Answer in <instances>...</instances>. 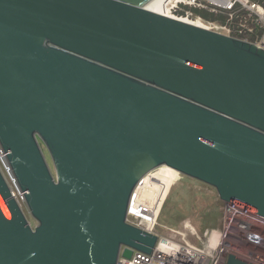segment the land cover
Returning a JSON list of instances; mask_svg holds the SVG:
<instances>
[{"label": "water", "instance_id": "water-1", "mask_svg": "<svg viewBox=\"0 0 264 264\" xmlns=\"http://www.w3.org/2000/svg\"><path fill=\"white\" fill-rule=\"evenodd\" d=\"M154 1L0 0V143L37 224L0 173V264L150 254L126 216L161 166L264 217V52Z\"/></svg>", "mask_w": 264, "mask_h": 264}, {"label": "built area", "instance_id": "built-area-1", "mask_svg": "<svg viewBox=\"0 0 264 264\" xmlns=\"http://www.w3.org/2000/svg\"><path fill=\"white\" fill-rule=\"evenodd\" d=\"M166 10L173 16H185L203 28L255 46L264 52V5L250 0H169ZM207 11L225 16L222 22L195 16L191 11ZM204 19V20H203ZM36 140L44 145L40 138ZM44 152V150H43ZM0 143V173L10 191L11 198L22 211L32 229L36 223L28 212L26 194L14 174ZM154 171L143 177L134 188L127 209L126 223L157 238L150 254L136 249L130 258L122 256L128 247L122 246L117 264H227L235 256L250 264H264V217L243 206L222 203L223 226L201 235L194 224L182 222L181 229H169L168 235H159L156 226L167 203L173 183L161 180L147 182L148 176L158 175ZM28 212V214H27ZM197 242L200 243L198 245Z\"/></svg>", "mask_w": 264, "mask_h": 264}, {"label": "rangeland", "instance_id": "rangeland-1", "mask_svg": "<svg viewBox=\"0 0 264 264\" xmlns=\"http://www.w3.org/2000/svg\"><path fill=\"white\" fill-rule=\"evenodd\" d=\"M191 11L194 12L192 9ZM176 17L185 18L184 15H176ZM213 17L216 22L225 20V16L221 14L213 15ZM196 19L197 17H192L190 20L196 21ZM43 150L52 174L56 175L55 165L49 151L45 147ZM154 173L158 175L148 176L147 182H154L153 180L163 182L164 175L168 174L170 176L168 184L173 183L169 198L156 226L159 235H168V230L172 228L181 229L182 222L186 220L191 221L201 235L206 231L211 232L222 228L221 205L223 202L219 199L215 188L174 172L166 166L155 169ZM196 243L200 245L199 242L196 241Z\"/></svg>", "mask_w": 264, "mask_h": 264}, {"label": "bare ground", "instance_id": "bare-ground-1", "mask_svg": "<svg viewBox=\"0 0 264 264\" xmlns=\"http://www.w3.org/2000/svg\"><path fill=\"white\" fill-rule=\"evenodd\" d=\"M169 0H155L151 6L149 8H146V7H143L145 8L146 10H149L151 12H154L156 14H160V15H163V16H166V17H169V18H174V19H178L180 21H183V22H186V23H190V24H193L195 26H198V27H204L203 24H201L200 22H196V21H191V20H187V19H184V18H178L176 16H173L171 14H169L166 10V3L168 2ZM167 167V166H166ZM169 168V167H168ZM171 169V168H169ZM172 171H174L173 169H171ZM176 172V171H174ZM170 181V176L168 174L164 175L163 177V182L164 184H168Z\"/></svg>", "mask_w": 264, "mask_h": 264}, {"label": "trees", "instance_id": "trees-1", "mask_svg": "<svg viewBox=\"0 0 264 264\" xmlns=\"http://www.w3.org/2000/svg\"><path fill=\"white\" fill-rule=\"evenodd\" d=\"M250 1H254V2H258L264 5V0H250ZM195 16H201L204 19H208L211 21H215L213 15H211L210 13H208L207 11H198L195 10L194 11Z\"/></svg>", "mask_w": 264, "mask_h": 264}, {"label": "crops", "instance_id": "crops-1", "mask_svg": "<svg viewBox=\"0 0 264 264\" xmlns=\"http://www.w3.org/2000/svg\"><path fill=\"white\" fill-rule=\"evenodd\" d=\"M222 206V205H221Z\"/></svg>", "mask_w": 264, "mask_h": 264}]
</instances>
